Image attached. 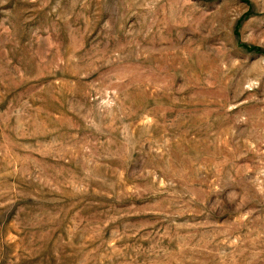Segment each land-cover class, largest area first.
Masks as SVG:
<instances>
[{"label":"rangeland","instance_id":"1","mask_svg":"<svg viewBox=\"0 0 264 264\" xmlns=\"http://www.w3.org/2000/svg\"><path fill=\"white\" fill-rule=\"evenodd\" d=\"M0 264H264V0H0Z\"/></svg>","mask_w":264,"mask_h":264}]
</instances>
